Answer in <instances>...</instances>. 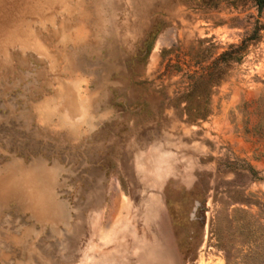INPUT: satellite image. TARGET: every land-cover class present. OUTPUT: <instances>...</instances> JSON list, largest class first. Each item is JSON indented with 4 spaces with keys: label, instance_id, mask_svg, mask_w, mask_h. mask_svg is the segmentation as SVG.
<instances>
[{
    "label": "rangeland",
    "instance_id": "1",
    "mask_svg": "<svg viewBox=\"0 0 264 264\" xmlns=\"http://www.w3.org/2000/svg\"><path fill=\"white\" fill-rule=\"evenodd\" d=\"M258 1H0V264H264ZM168 113L205 150L137 175Z\"/></svg>",
    "mask_w": 264,
    "mask_h": 264
},
{
    "label": "crops",
    "instance_id": "2",
    "mask_svg": "<svg viewBox=\"0 0 264 264\" xmlns=\"http://www.w3.org/2000/svg\"><path fill=\"white\" fill-rule=\"evenodd\" d=\"M145 103L148 104L147 102ZM184 105L185 103H182V106ZM143 106L144 103H141L139 107H135L134 110L143 111ZM162 115L163 119L161 121L164 127L160 130V134L149 128L151 125H156L153 120L144 119L145 121L140 122L139 129L135 131L136 134L127 147L132 151L134 171L137 175L142 173L138 169V164L140 163V159L146 154L153 157L160 156L164 161L165 158L168 161V159H172V157L178 155L180 157L184 155L186 159H195L200 157L205 150L203 136H199L198 131H201L204 135L209 133L208 127L212 128L213 120L208 121L207 117L205 120H201L200 124L192 123L187 125L182 119L175 118L172 113H168L167 118L165 114ZM209 117H212V114ZM74 118L75 117H71L69 122L72 124H74V122L81 123L80 117ZM126 124L130 123L126 122ZM191 172V174L194 173L193 169ZM153 173L157 174V171L155 170ZM160 173L162 175L166 174V181L171 177V175H167L171 174L170 169L160 170ZM162 177L155 176L152 179V188L154 190L161 188L157 183L159 180H163ZM190 185L193 186V183ZM155 196L158 198L159 194H155Z\"/></svg>",
    "mask_w": 264,
    "mask_h": 264
},
{
    "label": "bare ground",
    "instance_id": "3",
    "mask_svg": "<svg viewBox=\"0 0 264 264\" xmlns=\"http://www.w3.org/2000/svg\"><path fill=\"white\" fill-rule=\"evenodd\" d=\"M0 1H1V0H0ZM0 6H1V5H0ZM1 8H2V7H0V10H1ZM4 21L7 22L5 19H4ZM10 23H11V22H10ZM10 25H11V24H10ZM14 27H15V26H14ZM14 29H16V28H14ZM6 30H7V28L5 29V31H6ZM11 31H12V30H11ZM11 31H10V32H11ZM13 31H14V30H13ZM18 31L20 32V30H18ZM21 31H22V29H21ZM8 32H9V31H8ZM10 34H11V33H10ZM22 34H23V33L21 32V33H20V36H19L20 39H25V38H27V37H23ZM7 35H9V34H7ZM7 35H6V36H7ZM9 36H10V35H9ZM9 36H7V37H9ZM17 36H18V35H17ZM7 37H5V38H7ZM9 38H10V37H9ZM28 39H29V38H28ZM10 40H11V39H10ZM25 42H27V41H24V43H25ZM32 42H33V41H32ZM32 42H31V43H32ZM21 43H22V42H21ZM39 43H40V42H39ZM11 175H13V174H11ZM1 176H2V175H1ZM5 178L8 179V176L5 177ZM33 178H34V177H33ZM1 180H2V179H1ZM11 181H12V180H11ZM11 181H10V182H11ZM32 181H34V180L32 179V180H31V183H32ZM5 182H9V180H8V181H5ZM2 183H3V181H2ZM2 183L0 184V186L4 185V184H2ZM17 183H18V182H17ZM29 183H30V182H29ZM35 183L37 184V182H35ZM35 183H34V184L32 183V184L35 185ZM14 184H16V183H14ZM22 184H23V183H22ZM4 186H5V185H4ZM6 187H7V186H6ZM6 187H4V188L6 189ZM24 187H25V186H24ZM31 187H32V186H31ZM8 188L10 189L11 187H8ZM14 188H15V187H14ZM14 188L12 189L13 193L15 194V195H13V196L16 197L17 194L19 193V191H18V188H17V190H16V188H15V189H14ZM33 188H35V187H33ZM36 188H37V187H36ZM1 189H2V188H1ZM6 190H7V189H6ZM10 190H11V189H10ZM14 190L18 191V193L16 194ZM20 190H21V189H20ZM33 190H34V193H35V189H33ZM33 190L31 191L32 193L30 192L32 195H33ZM37 190H38V189H37ZM22 191H23V190H22ZM28 191H29V190H28ZM28 191L25 190V191H24L25 194H27ZM1 192H2V191H1ZM7 192H8V194H9V191H6V194H7ZM10 193H11V191H10ZM13 193H12V194H13ZM30 193L28 192V195H29ZM20 194L22 195L21 192H20ZM4 195H5V194H4ZM10 195H11V194H10ZM18 195H19V194H18ZM23 195H24V194H23ZM23 195L21 196V199H22ZM13 196H12V197H13ZM24 196H27V195H24ZM29 196H30V195H29ZM9 197H10V196H9ZM27 197H28V196H27ZM6 198H8V196H6ZM10 198H11V197H10ZM10 198H9V199H10ZM17 198H18V197H17ZM19 198H20V197H19ZM23 198H24V197H23ZM30 198H31V199H34V196H33V197L30 196ZM30 198H27V199L29 200ZM0 199H1V198H0ZM13 199H14V197H13ZM27 199H26L25 201H27ZM31 199H30V201H31ZM4 200H5V199H4ZM15 200H16V198H15Z\"/></svg>",
    "mask_w": 264,
    "mask_h": 264
},
{
    "label": "trees",
    "instance_id": "4",
    "mask_svg": "<svg viewBox=\"0 0 264 264\" xmlns=\"http://www.w3.org/2000/svg\"><path fill=\"white\" fill-rule=\"evenodd\" d=\"M258 5H259V6H263V5H264V0H259V1H258Z\"/></svg>",
    "mask_w": 264,
    "mask_h": 264
}]
</instances>
